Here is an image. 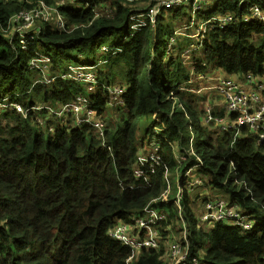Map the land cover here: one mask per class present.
Returning <instances> with one entry per match:
<instances>
[{
	"label": "trees",
	"instance_id": "16d2710c",
	"mask_svg": "<svg viewBox=\"0 0 264 264\" xmlns=\"http://www.w3.org/2000/svg\"><path fill=\"white\" fill-rule=\"evenodd\" d=\"M36 1L0 0V264H172L174 244L187 250L184 264H264V122L257 130L207 124L208 105L213 119L237 116L213 91L196 92L199 75L218 71L261 80L264 24L243 22L240 0L205 5L190 33L218 16L236 20L209 30L189 67L183 59L189 40L176 37L167 51L170 38L190 21L188 7L163 9L154 27L131 35L129 17L138 3L117 0L111 17L97 18L92 9L64 6L70 32L45 25L35 44L50 58L46 77L55 80L35 84L42 78L29 64L35 55L5 31ZM103 45L116 54L97 68L98 79L113 84L121 77L116 83L125 91L118 116L111 111L108 121L101 88L86 96V85L60 78L74 62L101 63ZM79 96L93 102L95 121L106 126L104 139L64 111ZM152 142L160 163L148 170L143 159ZM220 201L224 210L250 217L251 230L227 220L203 222L208 204ZM147 210L162 215L160 248L144 249L128 263L132 251L109 232Z\"/></svg>",
	"mask_w": 264,
	"mask_h": 264
},
{
	"label": "built area",
	"instance_id": "2783aa9c",
	"mask_svg": "<svg viewBox=\"0 0 264 264\" xmlns=\"http://www.w3.org/2000/svg\"><path fill=\"white\" fill-rule=\"evenodd\" d=\"M97 0H60L56 5L49 4L44 0L33 3V7L28 11H21L13 16L8 24V28L5 31L10 34L11 39L15 38L22 51H32L35 55L30 60L29 64L32 70L39 72L42 76L41 79L35 83H52L55 79L46 77V71L51 64L50 58L46 55H41L35 44L37 42V36L42 32L43 27H39L38 23L43 25L54 24L59 31L70 32L67 29L65 19L59 12L61 6H73L75 8H81L84 10L92 9L94 16L103 17L98 13ZM132 3L134 0H127ZM146 1L143 8L137 9L129 17V30L131 35H136L142 32L148 26L154 27L158 17L163 9H177L188 7L190 8L192 18L188 24H185L183 28L178 30L175 35L169 40L167 51L170 52L176 37H186L193 39L194 42L190 45L192 51H197L202 48L204 36L209 30L222 29L227 25H230L236 20V15H223L212 18L201 23L196 33H189L197 25V14L202 11V8L207 4L219 2L220 0H136V2ZM239 8L242 10V21L250 23L251 21H258L264 24V3H256L252 0H240ZM115 11V7H112L105 17H111ZM101 51L108 53L111 51L108 47H102ZM97 66H76L71 65L64 75L60 76L64 80H72L77 83L88 86L90 90L95 87H101L107 95V105L113 104L115 107L123 104L124 90L117 85H105L100 82L95 73ZM248 82L251 85L243 86L232 79L221 80L215 87L217 94L223 98L224 108L228 114H235L236 120H223L226 122L222 125V120L213 119L210 115V108L206 117V123L215 122L222 127L223 130L229 128L235 129L236 127L248 125L252 129L257 130L262 127L264 122V77L259 82H254L251 77L248 76ZM18 111H22L17 106ZM65 112L71 111L77 118V122L80 125L87 124L93 126L97 131L100 138L104 139L105 128L104 126L95 121L94 104L91 100L84 96H79L76 102L72 105H67L64 108ZM83 115V117H81ZM264 128V126H263ZM264 142V135L262 138ZM156 151L159 150V145ZM145 164H149L148 170H153L156 165L160 163V158L155 153L146 159ZM143 175V174H142ZM138 176H141L139 173ZM170 196L169 190L163 196V201H166ZM214 206H213V205ZM148 215L145 218L133 219L134 227L129 225H120L109 232L111 238L123 243L132 251V256L128 259V263H131L136 253L144 250H157L160 248L159 235L155 228L158 223L159 217L151 211L147 212ZM247 218L250 217L241 216L233 210H224V202H215L208 204L205 213L203 215V221L209 222L213 220L218 222L220 220H227L233 222L236 226L240 227L244 231L251 230V224L247 222ZM138 230L135 233V230ZM143 230L144 232H139ZM184 235H187L184 233ZM186 253L179 244H174L171 247V255L173 259L172 264H184L186 259ZM197 264V263H195Z\"/></svg>",
	"mask_w": 264,
	"mask_h": 264
},
{
	"label": "clouds",
	"instance_id": "9594fccd",
	"mask_svg": "<svg viewBox=\"0 0 264 264\" xmlns=\"http://www.w3.org/2000/svg\"><path fill=\"white\" fill-rule=\"evenodd\" d=\"M40 1V0H39ZM45 1V0H44ZM54 1H56V4H57V2L58 1H60V0H50V4H53V5H56L55 3H54ZM37 2V1H36ZM47 2V1H46ZM105 2V0H97L96 1V3H97V7H99V6H101V4L102 3H104ZM35 3V2H34ZM48 3V2H47ZM64 6H66V5H64ZM64 6H61V7H64ZM61 7H59V12H60V14L63 16V14H62V12L60 11V8ZM67 7H70V8H73V9H77V10H84V9H81V8H75V7H73V6H70V5H68ZM112 7H114V6H112ZM93 15H94V13H93ZM63 18L65 19V17L63 16ZM190 20H191V11H190ZM65 22H66V25L68 26V23H67V21H66V19H65ZM190 22V21H189ZM188 22V23H189ZM187 23V24H188ZM46 25H49V24H46ZM50 25H53L54 26V28H56L57 29V27L54 25V24H50ZM156 25V24H155ZM185 25V24H184ZM184 25H183V27H184ZM45 27H44V25H43V29H44ZM194 29V28H193ZM192 29V30H193ZM58 30V29H57ZM180 30V29H179ZM178 31V30H177ZM189 33H190V31H189ZM196 33V32H195ZM194 34V33H193ZM183 37V36H182ZM172 38V37H171ZM170 38V39H171ZM185 39H187V40H189L190 41V45L194 42V40L193 39H189V38H186V37H184ZM169 43V42H168ZM190 45H189V47L187 48V52L189 53V59H190V54H192V53H194V52H197V51H199V50H197V51H192L191 49H190ZM102 47H108V46H105V45H103V46H101V48ZM203 47V46H202ZM101 48H100V52L101 53H104V52H102L101 51ZM108 48H110V47H108ZM111 49V48H110ZM115 50H112L111 49V51L110 52H108V54L109 53H112L113 55H115L116 54V52H114ZM119 51V50H118ZM105 61L106 60H103L101 63H99L98 65H95V66H97V68L100 66V65H104L105 64ZM71 65H76V64H74V63H72V64H69V66H71ZM79 65H85V66H90V65H86L85 63H83V64H79ZM68 66V67H69ZM68 67H67V70H68ZM92 67V66H91ZM192 67H193V63H192ZM97 68H96V70H97ZM66 70V71H67ZM96 70H95V73H96ZM65 74V73H64ZM63 74V75H64ZM97 75V74H96ZM201 76H203V75H199V77L197 78L198 80H196L197 82H198V84L200 83V82H202L203 80H202V78H201ZM97 78H98V76H97ZM227 79H230V78H227ZM244 81H246L247 82V85H250L249 84V82H248V76H245L244 78ZM251 79H253L254 80V82H259L260 80H255L253 77H251ZM64 80V79H63ZM99 80V79H98ZM72 81V80H71ZM100 81V80H99ZM219 81L220 80H216L212 85L213 86H209V85H207L206 84V86H203V87H200V85H199V88H198V90L196 91L197 93H202V92H204V91H213L214 92V94L215 95H217V97H219L220 99H222V101H223V98L222 97H220L218 94H217V92H216V90H215V87L217 86V84L219 83ZM75 82V81H74ZM100 82H102V81H100ZM236 82H238L239 84H241V85H243L239 80H237ZM53 83V82H52ZM77 83V82H76ZM102 83H104V82H102ZM35 84H37V83H35ZM49 84H51V83H49ZM79 84H81V83H79ZM105 85H109V84H106V83H104ZM83 85V84H82ZM112 85V84H111ZM243 86H245V85H243ZM251 86V85H250ZM88 87V86H87ZM99 87V86H98ZM98 87H95L94 88V90H97V88ZM121 87V86H120ZM99 88H101V87H99ZM123 88V87H122ZM102 89V88H101ZM103 90V89H102ZM124 90V89H123ZM104 91V90H103ZM105 94V93H104ZM124 94H125V91H124ZM107 96V95H106ZM124 96V95H123ZM107 100V99H106ZM124 102V101H123ZM223 103H224V101H223ZM106 105H107V102H106ZM115 108H117V107H115ZM208 108H210V105H208ZM208 108H207V110H208ZM225 109V108H224ZM211 108H210V112H211ZM222 120V125L224 126V124H226V122H224L225 120H231V119H221ZM224 120V121H223ZM231 121H233V120H231ZM212 123V122H211ZM207 124H210V123H207ZM214 124L215 125H218V124H216L215 122H214ZM219 126V125H218ZM221 129H222V127L221 126H219ZM229 129H231V128H229ZM223 130V129H222ZM225 131V130H224ZM152 143H154V142H152ZM155 144H157V143H154V146H155ZM155 153H156V151H155ZM154 153V154H155ZM151 156V155H150ZM150 156H148L147 158H144L145 160L146 159H148ZM143 163H145L144 161H143ZM186 179L188 180V178H189V176H190V173H187L186 175ZM192 184V183H191ZM171 190V189H170ZM169 190V192H170V196H171V193H172V191H170ZM181 199H182V191H179V194L177 195V201H176V204L177 205H180V202H181ZM148 211H151V210H147L146 211V216L145 217H147V215H148ZM151 212H153V211H151ZM155 213V212H154ZM205 213V211L203 212V214ZM158 217H159V219H160V216H162V215H159V214H157V213H155ZM202 214V215H203ZM145 217H135V218H145ZM135 218H133V219H135ZM203 216L201 217V220L203 221ZM133 219H132V224H119L118 226H120V225H129V226H131V227H134V224H133ZM203 222H206V221H203ZM118 226H116V227H118ZM115 227V228H116ZM115 228H113V229H115ZM155 228H156V226H155ZM112 229V230H113ZM137 230H135V233H137L136 232ZM187 232V231H186ZM189 235V233L187 232V236ZM110 236V235H109ZM111 238V237H110ZM113 239V238H112ZM115 240V239H114ZM117 241V240H116ZM119 242V241H118ZM121 243V242H120ZM123 244V243H122ZM124 245V244H123ZM137 254V253H136ZM136 256V255H135ZM131 257V256H130ZM129 257V258H130ZM128 258V259H129Z\"/></svg>",
	"mask_w": 264,
	"mask_h": 264
},
{
	"label": "rangeland",
	"instance_id": "374dc122",
	"mask_svg": "<svg viewBox=\"0 0 264 264\" xmlns=\"http://www.w3.org/2000/svg\"><path fill=\"white\" fill-rule=\"evenodd\" d=\"M117 0H105V2L104 3H102L101 4V6H99L98 7V13L100 14V15H103V16H105L106 14H107V12L112 8V2L116 5L117 4V2H116ZM54 3L56 4V1H54ZM134 3H138V5L139 6H135L137 9H140V8H143L144 6H145V3H146V1H143V2H136V0H134ZM115 7V6H114ZM116 8V7H115ZM191 18H192V15H191ZM184 22H185V20H184ZM188 23V20H187V22L185 23V24H187ZM38 26L39 27H43V24H41V23H38ZM44 27H45V25H44ZM122 37H124V33L122 32L121 34H120V39H122ZM113 40V38H109V39H107V40H104V44H107V43H109L110 41H112ZM200 50V49H199ZM99 57H98V61L99 60H101V59H103V60H106V59H108V57H109V54L108 53H102V55H98ZM190 56H191V54H190ZM73 58H76V56L75 55H73ZM74 64H76V66H81V65H79L78 63H75L74 62ZM122 71H123V68H121L120 70H118V72L117 73H119L120 75H121V73H122ZM226 76V75H225ZM235 75H232V76H229V77H231L230 79H232L233 77H234ZM120 79H122L121 77H118L117 79H116V82H123L122 80L120 81ZM232 80H234V81H237V80H235V79H232ZM116 82H114L112 85H117V86H121L122 85V83H119V84H121V85H119L118 83H116ZM116 83V84H115ZM200 84V87L202 86H204V82L202 81V82H200L199 83ZM109 85H111V84H109ZM122 87V86H121ZM88 88V87H87ZM85 91V93H84V95H86V96H90V95H93V94H95V92H96V90H90L89 88L88 89H85L84 90ZM106 99H107V96H106ZM222 105V104H221ZM106 106H108V105H106ZM107 108H109V110H107L106 112H105V117H106V120L108 121V119L109 120H111L109 117H113V114H115V113H112V112H116L117 113V116H118V110H117V108H115V105H113V104H109V106L107 107ZM112 111V112H111ZM103 126H104V128L106 127L105 125H104V123L103 122H100ZM156 149H157V147L156 146H154V143H146V147H145V151L148 153V155L150 156V155H153L154 153H155V151H156ZM148 157V156H147ZM144 161H145V159H143ZM191 174V173H190ZM173 175V177H175V174H172ZM172 176L170 177V179H174ZM174 181H175V179H174ZM171 188H172V191L174 190V192H175V188L174 187H176V182H171ZM138 230L139 229H137V231L136 232H138Z\"/></svg>",
	"mask_w": 264,
	"mask_h": 264
},
{
	"label": "crops",
	"instance_id": "0c3cea01",
	"mask_svg": "<svg viewBox=\"0 0 264 264\" xmlns=\"http://www.w3.org/2000/svg\"><path fill=\"white\" fill-rule=\"evenodd\" d=\"M183 59L185 60V64L186 65H188L189 67H192V62H191V59H189V53L187 52V50L183 54ZM213 74H215V75H208V76H204L203 75V76H201V78H202V80L204 82V86H206V84L209 85V86H213L212 84L216 80H220L221 81V80H226L227 78H231L229 76H225L224 73L221 72V71L215 72ZM243 78L242 77H238V76H234L232 79L239 80L243 85L247 86V82L244 81Z\"/></svg>",
	"mask_w": 264,
	"mask_h": 264
}]
</instances>
